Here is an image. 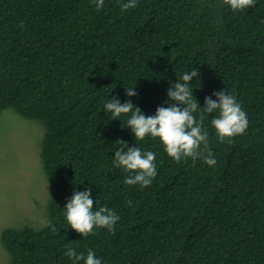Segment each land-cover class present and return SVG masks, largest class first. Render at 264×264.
Masks as SVG:
<instances>
[{
  "label": "trees",
  "instance_id": "obj_1",
  "mask_svg": "<svg viewBox=\"0 0 264 264\" xmlns=\"http://www.w3.org/2000/svg\"><path fill=\"white\" fill-rule=\"evenodd\" d=\"M120 5L0 0V113L42 122L40 154L54 186L47 225L2 230L10 264H73L68 247L85 257L92 250L102 264H264V0L239 12L220 0ZM193 69L201 108L225 89L249 122L220 143L210 123L217 114L205 117L214 167L174 162L158 139L136 141L128 116L111 120L105 110L108 100L131 99L154 115ZM117 141L156 154L150 186L124 183L128 173L113 167ZM87 188L94 211L107 206L120 217L114 232L82 237L67 224V201Z\"/></svg>",
  "mask_w": 264,
  "mask_h": 264
},
{
  "label": "clouds",
  "instance_id": "obj_2",
  "mask_svg": "<svg viewBox=\"0 0 264 264\" xmlns=\"http://www.w3.org/2000/svg\"><path fill=\"white\" fill-rule=\"evenodd\" d=\"M92 2L95 3L97 11L104 4V0ZM255 2L256 0H220V5L230 6L233 12H239L255 6ZM120 6L122 12L127 11L137 6V0H121ZM198 76V69H193L170 85L166 106H159L154 115L146 116L139 107H134L131 99L123 103L118 98L108 100L105 110L111 113V120H118L122 114L128 116L126 126L131 129L135 140L143 141L149 136L158 139L174 162L180 163L188 158L193 162L201 159L206 165L214 167L217 161L209 147V134L203 127L205 117L217 114L210 123L220 143H231L232 138L243 135L249 122L235 95L225 89L212 94L216 100L211 96L205 97L204 106L201 108L190 87V82ZM135 88L136 86L125 89L126 96H136ZM194 113L199 114V119ZM116 144L120 147L114 151L113 167L128 173L124 183L129 186L139 185L142 189L150 186L157 175L156 154L152 151L142 152L136 146L128 147L124 141H117ZM128 204L131 206V201ZM93 206L91 188L82 192L75 191L64 207L65 219L70 228L82 237L94 235V228L114 232L120 217L107 206L99 207L95 211ZM50 227L53 231L56 230L54 226ZM65 255L73 264H79L80 261H84V264H102L92 250H89L85 257L84 254H77L73 248L68 247Z\"/></svg>",
  "mask_w": 264,
  "mask_h": 264
},
{
  "label": "rangeland",
  "instance_id": "obj_3",
  "mask_svg": "<svg viewBox=\"0 0 264 264\" xmlns=\"http://www.w3.org/2000/svg\"><path fill=\"white\" fill-rule=\"evenodd\" d=\"M44 127L8 108L0 113V234L8 227L40 229L54 186L41 158ZM0 264L10 257L0 239Z\"/></svg>",
  "mask_w": 264,
  "mask_h": 264
}]
</instances>
